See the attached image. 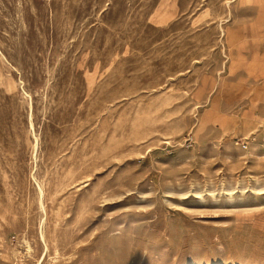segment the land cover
<instances>
[{"label":"rangeland","instance_id":"1","mask_svg":"<svg viewBox=\"0 0 264 264\" xmlns=\"http://www.w3.org/2000/svg\"><path fill=\"white\" fill-rule=\"evenodd\" d=\"M261 58L264 0H0V264H264Z\"/></svg>","mask_w":264,"mask_h":264},{"label":"bare ground","instance_id":"2","mask_svg":"<svg viewBox=\"0 0 264 264\" xmlns=\"http://www.w3.org/2000/svg\"><path fill=\"white\" fill-rule=\"evenodd\" d=\"M226 31V30H225ZM224 35V34H223ZM32 111V110H31ZM33 113V112H32ZM30 126H31V128L32 129H34V123H33V121H32V114L30 115ZM33 132V131H32ZM35 133V132H34ZM37 139V138H36ZM38 139L36 140V143L34 144V149H37V147H38ZM37 155V154H36ZM34 174V173H33ZM38 188H39V191H40V197L42 198L43 197V194H44V188L41 186V183L40 184H38ZM41 206H42V208L45 210V204H43V202H42V200H41ZM43 223H44V221H42ZM41 237H42V239H43V241L44 242H46V236L44 235V232H43V230H41ZM48 248V247H47Z\"/></svg>","mask_w":264,"mask_h":264},{"label":"crops","instance_id":"3","mask_svg":"<svg viewBox=\"0 0 264 264\" xmlns=\"http://www.w3.org/2000/svg\"><path fill=\"white\" fill-rule=\"evenodd\" d=\"M248 1H250V2H253V3H254V2H259L260 0H248ZM261 60L264 62V59H262V58H261Z\"/></svg>","mask_w":264,"mask_h":264}]
</instances>
